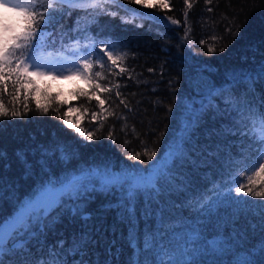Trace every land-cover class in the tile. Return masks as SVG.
Masks as SVG:
<instances>
[{"label":"trees","instance_id":"obj_1","mask_svg":"<svg viewBox=\"0 0 264 264\" xmlns=\"http://www.w3.org/2000/svg\"><path fill=\"white\" fill-rule=\"evenodd\" d=\"M169 5L142 9L153 15L140 16L130 11L138 5L121 0L104 11L72 10L48 29L50 51L74 42L94 53L100 42H118L117 51L128 53L123 66L133 70V78L127 73L109 77L122 85L131 108L116 109L126 117V128L125 119L106 113L92 119L100 109L95 98L89 103L78 94L90 89L84 79L70 94L36 88L34 82L26 101L23 94L19 100L4 96L9 107L24 112L27 103L28 110L0 119V228L18 227L21 204L50 179L93 174L87 191L34 216L6 248L1 241L4 264H184L182 256L164 255L184 248L200 250L187 257L196 264H232L237 256L264 264V200L233 190L237 181L247 183V174L240 173L264 151L259 120L254 126L249 116V108L257 116L264 112V0H196L187 24L184 0H169ZM165 14L180 24L166 22ZM121 17L134 23H123ZM188 27L190 46L183 40ZM210 45L217 51L210 53ZM116 104L113 93L105 107ZM44 106L47 113L41 111ZM64 119L96 139H85ZM145 145L156 151L154 161L128 158ZM165 161L156 188L131 201L126 190L103 189L95 175H147L149 165ZM194 236L198 239H190ZM213 241L221 251H212Z\"/></svg>","mask_w":264,"mask_h":264},{"label":"snow or ice","instance_id":"obj_2","mask_svg":"<svg viewBox=\"0 0 264 264\" xmlns=\"http://www.w3.org/2000/svg\"><path fill=\"white\" fill-rule=\"evenodd\" d=\"M120 2L121 0H0V119L19 117L26 114L28 110L27 103H24L23 108L25 111L22 112L15 106L9 107L4 100V96L12 95L13 100H19L21 94H23V98L26 101L29 92L35 91L33 76L50 75L53 79H57L78 75L90 85L89 91L80 90L78 94L86 97L89 103L92 98H95L97 107L100 109L99 112H92V119H97L106 113L115 119H125L126 128V117L123 116V113L118 116L116 109H119L120 105H123L124 109L129 111H131V108L120 91L122 85L109 77L115 78L127 73L129 79H132L131 72L133 70L123 66V61L127 59L128 53L117 51L120 47L118 42L111 44L100 42V52L97 53V59L94 60L92 54L89 53L80 57L78 62L72 61V66L67 69L63 64L58 63V60H54L50 55L46 56L44 54L48 47V38L52 35L48 29L59 23L58 16L70 15L71 11L76 9L85 11L91 9L93 12L96 10L104 11L106 5L119 4ZM128 2L139 6L137 9H131L130 11L140 16L153 15V13H145L142 9H167L170 6L169 0H156L155 3H149L148 0H128ZM195 3L196 0H184L185 9L183 15L186 24L189 10L193 8ZM205 3L211 4L212 0H205ZM207 10L209 12L212 11L211 8ZM109 15L115 17L117 13L112 12ZM162 19L173 25L180 24L179 20L166 14ZM121 21L123 23H134V20H125L123 17H121ZM228 31L231 33L232 29L229 28ZM190 33L191 28H186L183 37V40L189 46L191 45ZM238 34L237 30L234 35ZM218 39L222 38L211 37L213 41ZM200 43L205 44L206 42L201 40ZM208 51L212 53L217 51V48L210 45L208 46ZM219 51H224V48L220 47ZM105 56L107 57L106 61L104 60ZM97 67L99 70H94ZM116 69H119V71H116ZM65 71H67L68 76L64 75ZM148 71L153 72L154 69L149 68ZM26 86L33 87L28 88ZM9 88L12 89L11 94L9 93ZM104 93L108 94L107 100H111L114 93L116 99L119 100V104H116L115 108L105 107L106 99L101 98V94ZM84 110L85 112L88 111L87 108ZM41 111L47 113L48 107L44 106ZM249 116L254 126L257 119L259 120L261 131L264 133V112H260L257 116L249 108ZM63 122L73 128L79 135L85 137V139H96L93 132H85L82 128L69 124L66 119ZM103 122L101 121V127ZM132 131L135 132V129L133 128ZM108 135L110 139H114L112 132H109ZM261 143L264 144V137L261 138ZM156 155L154 149H149L145 145L142 153L134 152L128 158L144 163L142 156L146 157L148 161H154ZM262 161H264V151H261L254 158L252 164L240 173V175L247 174V183L237 181V186L233 189L237 196L243 194L244 196L264 200V162ZM166 167L167 162L165 161L159 165L155 163L149 165L150 172L149 169H144V172L148 173L147 175L139 171L134 174H114L110 171H98L95 175L103 189L109 190L118 187L122 191L126 190L128 192V200L131 201L139 192L155 189L159 180L163 177ZM92 175L91 172L87 174L81 172L79 175L66 176L63 180L50 179L46 184H43L37 192H34L28 200L21 204L18 212L21 223L18 227H14L6 233L4 248L8 246L7 241L13 240L21 229H25L30 225L34 216L43 214L49 208L60 205L64 197L79 196L82 191H87ZM256 185L261 186L257 188ZM128 211L131 214L132 210L128 209ZM4 224H8V221L4 222ZM190 239H198V236L190 237ZM145 243L149 244L151 242L145 241ZM211 246L213 252L222 250L216 246V241H213ZM176 251L171 250L170 252H165L164 255H168L170 259L182 256L184 264H196L195 261L189 260L187 257L200 250L192 249L188 251L184 248L173 255L172 253ZM261 254L264 255V246L261 248ZM0 264H4V261L0 260ZM232 264H256V261L248 257L240 258L237 256Z\"/></svg>","mask_w":264,"mask_h":264},{"label":"rangeland","instance_id":"obj_3","mask_svg":"<svg viewBox=\"0 0 264 264\" xmlns=\"http://www.w3.org/2000/svg\"><path fill=\"white\" fill-rule=\"evenodd\" d=\"M98 49L97 52L92 53V50L88 49L86 46H79L76 43L72 42L69 46H67L63 51H50L49 49L45 50V55L49 56L54 59L58 60V63L63 64L65 68H70L72 66V61L79 60L80 57L88 55L89 53L92 54V58H96L97 53L100 52V43L96 46ZM59 75V73H57ZM65 76H68L67 71L64 73ZM33 81L36 84V88L40 86H49L47 87L49 90H54L58 92L59 95L63 94H70V88L75 84H83L84 80L77 76H70L68 78H57L53 79L50 75L45 76H33ZM8 226V225H7ZM10 231L12 230L10 226ZM6 226L0 228V243L3 239H6V235L2 232ZM4 234V235H3ZM3 235V237H1Z\"/></svg>","mask_w":264,"mask_h":264},{"label":"water","instance_id":"obj_4","mask_svg":"<svg viewBox=\"0 0 264 264\" xmlns=\"http://www.w3.org/2000/svg\"><path fill=\"white\" fill-rule=\"evenodd\" d=\"M9 231H10V228L8 226H6V228L2 232L6 235V233Z\"/></svg>","mask_w":264,"mask_h":264},{"label":"bare ground","instance_id":"obj_5","mask_svg":"<svg viewBox=\"0 0 264 264\" xmlns=\"http://www.w3.org/2000/svg\"><path fill=\"white\" fill-rule=\"evenodd\" d=\"M224 76V75H223ZM238 79V78H237ZM244 79V78H243ZM225 80V79H224ZM260 80H261V78H260ZM226 81V80H225ZM255 82V81H254ZM230 83V82H229ZM216 84V83H215ZM246 86V85H245ZM253 86V85H252ZM249 99V98H248ZM254 99V98H253ZM261 99V98H260ZM223 100V99H222ZM256 100V99H255ZM251 101V100H250ZM262 101V100H261ZM231 102V101H230ZM261 103V102H260ZM226 104V103H225ZM257 111V110H256ZM261 111V110H260ZM262 111H263V109H262ZM243 112V111H242ZM247 119H248V117H247ZM250 120V119H249ZM251 121V120H250ZM253 136H255V134L253 135Z\"/></svg>","mask_w":264,"mask_h":264}]
</instances>
